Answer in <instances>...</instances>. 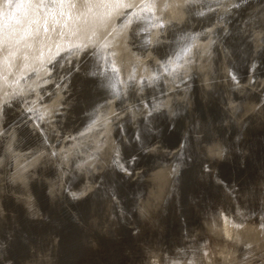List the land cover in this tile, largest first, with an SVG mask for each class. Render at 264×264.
<instances>
[{"label": "bare ground", "instance_id": "1", "mask_svg": "<svg viewBox=\"0 0 264 264\" xmlns=\"http://www.w3.org/2000/svg\"><path fill=\"white\" fill-rule=\"evenodd\" d=\"M240 1L0 0V264H56L68 237L92 249L124 227L155 230L169 205L188 221L191 174L219 189L216 205L196 199L186 208L196 223L178 222L168 244L150 238L134 264H264V176L253 192L218 174L236 137L264 126V0L245 12ZM173 35L174 51L164 47ZM89 61L104 87L69 120L70 74ZM18 113L33 140L20 139ZM160 114L182 118L175 142ZM60 202L71 217H54ZM73 217L76 232L59 239ZM28 220L48 224L23 231Z\"/></svg>", "mask_w": 264, "mask_h": 264}, {"label": "rangeland", "instance_id": "2", "mask_svg": "<svg viewBox=\"0 0 264 264\" xmlns=\"http://www.w3.org/2000/svg\"><path fill=\"white\" fill-rule=\"evenodd\" d=\"M254 1L256 2L258 0H253L252 2L254 3ZM244 2H246V3H244ZM250 2H251V0H247V1L242 0L240 6H241V8L244 7L243 8L244 12H245V10H247L246 7H248L250 4H252ZM237 13L239 15L241 13V11H240V13L236 12V15H237ZM243 13H241L240 15H243ZM236 15L234 16V19H232L233 26L236 23V21L234 23V20H236V17L237 18L241 17V16H236ZM180 39H181V36H174L173 35V36L170 37V41L168 42V45L166 44L167 46L165 45L164 47H168L169 46V48H171L172 44H173L174 46L179 48L181 46ZM164 47H161L163 52L166 51V50H164L165 49ZM170 50L174 51L176 49L173 48V49H170ZM260 60H261V63L264 64L263 55L260 56ZM88 63H89V65L86 64V66H84V68H81V70L73 71V73L70 74V78H71L70 93H71L72 96L75 97V99H74V102L71 105V111L74 112V113L72 115H70V117H69L70 119L69 120H71V118H72V120H75V119L79 118L81 116V114L83 113V110H84V107H85L84 105L86 103H91V101L95 100L97 98V96H98V92H99L98 90L103 88L104 84H105L98 77H96V73H95L94 69H89L88 68L89 70H87V71L85 70L86 67H90L91 65H93L92 61L91 62L89 61ZM262 64H260V66ZM88 71H90V73L87 74ZM77 78L78 79L80 78V79L78 80ZM88 89H89V92H88ZM77 108H79V109H77ZM75 109H76V111H75ZM21 116H22L21 113H18V115L12 117V119L10 121L11 122H16L17 121V123H15V124L18 126L20 139H22L23 142H27V141L33 140L34 137L31 135L29 129L26 127V124H25L26 120L23 119ZM159 117H160V119H159ZM162 117H163V119H162ZM171 119L172 118L166 119L165 116L160 114V116H158V119H157V121L159 120L157 122L158 125H159L158 128H160V127L163 128V130L167 131L168 134L178 131L179 127L181 128V126H182L181 124H183V121L181 122L182 118H180V116H176L174 119H172V120ZM180 122H181V124H180ZM143 129L145 130L144 132L147 131L146 127L145 128L143 127ZM232 130L233 129L231 128V131ZM253 130H254V128H253ZM253 130H252V128L248 130V133L252 132L251 134L249 133L250 135L249 134L245 135V136H242L244 134H241V136L239 135L240 138L245 139V140H242L239 137H236L237 140H235V141L237 143L234 142V144H235V146L233 147L234 151L232 150V153L235 154V155H233V156L231 155V157L228 160H226V161L223 160V162L218 167V174H219L220 178L222 179V181H226V182L229 181L230 183H233V182L235 183L236 182L235 184H236L237 188H241L244 191L245 190H247V191L248 190H254L253 192H255V191L258 190V187H259L258 180L261 179L264 176V126L260 127L259 129H256L255 131H253ZM247 136H249V137H247ZM243 137H245V138H243ZM145 138H144V140H145ZM171 140L172 139L169 138V141H171ZM141 151L142 150H140V149L139 150H135V148H132L129 151V154H131V157H133V156L135 157L136 156V160H137L138 159V154L137 153H140ZM134 153L136 155H134ZM242 154H245V155H242ZM209 181H210V179L207 181V183H206V181L204 182L205 186L204 185L201 186L200 184H198L196 182V180L193 178V176L191 174V182H192V184H191V182H189V186L191 185V187L188 188L187 191H189V193L191 191H193L194 193L191 192L190 195H189L188 192L187 193L184 192V195L182 196L183 197L182 198V203H183V206H184L183 211H184V213L186 212L185 215H184L185 216L184 218H187L188 215H189V217H191L190 216L191 214H190V212H188L187 209H191L192 208L191 210L195 211V208H196L197 205H202V208L204 209L203 205L208 203L209 201H210L209 203H212L211 205H216L215 203L217 202V200H219L218 198L220 197V195H217L219 193H216V192H219V189L215 186L216 190L214 188V191L213 190L210 191L211 185L209 183H211V181L210 182ZM209 185H210V187H209ZM213 187H214V185H213ZM202 191H204V193ZM212 192L213 193L215 192L216 194L215 193L213 194ZM202 194H203V196H202ZM214 195H216L215 196L216 199H215ZM6 197H7V195H6ZM196 199H198V200H196ZM195 200L197 202H195L193 204H197V205H191L192 202H194ZM185 201L188 202V203H186ZM8 202L10 204L8 203V205H7V202H6L5 205L8 207V209H10L9 207L11 205L12 209H10V210H12L14 212L15 211L18 212V215H17V213L15 214L14 212L11 211V213H14V215H17L16 218L18 219V217L20 215V212L17 209L18 207L14 205L15 206V208H14L13 204H12L13 202H10V201H8ZM198 202H199V204H198ZM41 203L42 204H46V200L42 196H41ZM188 204H190V206ZM193 206H194V208H193ZM13 208L15 210H13ZM53 208H54L53 214H56L55 216L54 215L53 216L54 217L57 216V218H58V216H59L58 214H60L59 217H61L62 219L64 218V216H61V214L65 213V212L68 213L67 211H64V210L65 209L66 210L67 209L70 210L69 207L65 208L64 205H62L61 203L53 205ZM55 208H57V209H55ZM168 208H169V210H170V208L172 209V211L171 212L169 211V213L166 210ZM174 208L175 207H173L171 205L166 207V209H165V211H164V213L162 215H166V213H167V215L166 216H161V218H163L166 221H164L163 219L160 218L161 221H159V223H162L163 221L164 222H163V224H161L162 226L159 224L160 227H157V228L158 229H162V227H163L164 230H165V232L163 230L164 234L161 233V230H158L157 228H155V230H154V228H153L150 231H146L147 230L146 229L145 230L146 232H144V231L141 232L142 235L140 233L139 234L140 236L139 235L136 236V235L133 234L134 232H132V229L129 230L128 228L124 227L126 229L123 228L121 230V232H119L118 234H115L113 236L111 235V236L103 237L106 240H104L102 237H101V240H100V237H99V242H98V240H96V244L97 243H99V244L95 245V246H97L95 249H94L95 246L92 249L91 248H86L84 244L79 245L78 242H75L72 238H70V237L66 238V235H68V234H70L72 232L74 234L76 232V230H74L75 228H73V227L74 226L76 227V225L79 224V221L75 220L74 217L71 218V219L68 218L67 219V221L69 220L68 222H66V220H65V224H67V225L66 226L63 225L61 227V231L59 230V234H60L59 235V239H63V238L65 239L66 238L67 239L66 240L67 244L65 243L66 244L65 246L67 247L70 244V246H72V247L71 248H66L65 247L66 250L64 249V252H62L61 257L58 260V262H56V264H134L135 261H138L141 258H142V260H144L143 256H142V254H144V253L141 251L142 247H141V249H139L140 248L139 246H142L143 244L145 245L146 244L145 242H147V240H148V243H150L151 242L150 238H152V240H153L154 238L157 237L159 239H155V240H161V242L165 241V244L171 243V242H173V239L175 240L179 236L178 233L180 232V230H179V227H178L179 226L178 222H182L183 221V224H184L185 221L187 223L189 221V223H188L189 225H190V222H195V221H193V220L196 219L194 217L195 215H192V217H194V218H192V220H191V218L189 219V217H188V221H187V219H184V218L183 219L185 221L184 220H181V221L179 220L178 221V218L175 216V209ZM61 210L64 211V212L61 213ZM73 210H74V208H73ZM73 210L71 209L70 211L73 212ZM213 211H215V210L213 209ZM66 213L63 214V215H68L67 217H71L69 215V213L68 214H66ZM172 213L174 214V216H173ZM168 214H171V215L169 216ZM165 217H167L168 219L165 218ZM174 217H176L177 219L174 218ZM22 218H23L22 216L19 217L18 221L20 222L22 220ZM25 220L27 221V219H25ZM25 220L23 219V221H21V224L26 222ZM18 221L16 223L20 224V223H18ZM30 221H32V220H30ZM35 221L36 220H34L33 222H35ZM36 222L38 224L40 223L38 221H36ZM186 222H185V225L187 224ZM27 223L29 224V225L27 224V227H26V223H25V225H21L20 224L18 226H20V228L25 226L26 228L25 227L21 228V229H23V231H25L24 229L28 230L27 229L28 227L31 228L30 225L33 226L32 228H35V226L37 225L36 228H35V231H36L37 228L39 230L40 226H43V227H41L43 229V228H45L44 225L48 224V223H46V224L45 223H40V224H43V225L39 226L37 223H35V224L30 223L29 220H28ZM189 225H186V227L188 226V228H189ZM16 226L17 225L15 224V227ZM18 229H19V227H18ZM21 229H19V230H21ZM125 230L127 232L129 230L132 233L131 232L130 233L129 232L126 233ZM175 230L176 231L178 230L177 231L178 233ZM35 231H34V233H36ZM174 232H175V234H173ZM176 233L178 235H176ZM32 235H33V232H32ZM174 235H176L175 238L172 237ZM118 236H120V237H118ZM134 236H136V237H134ZM138 236L139 237L142 236L140 240H139ZM20 237H21L20 235H17L14 238V239H16V241L13 239L14 240V243H13L14 246L17 245L16 242L18 243V241L22 238V237L21 238ZM171 238H173V239L171 240ZM167 240H168V243H167ZM101 241L104 242V243H100ZM136 241H137V244H135ZM128 249H130L131 252ZM127 251L130 252L131 254L128 253ZM18 258H20V257H18Z\"/></svg>", "mask_w": 264, "mask_h": 264}, {"label": "water", "instance_id": "3", "mask_svg": "<svg viewBox=\"0 0 264 264\" xmlns=\"http://www.w3.org/2000/svg\"><path fill=\"white\" fill-rule=\"evenodd\" d=\"M241 2H242V0L240 1V3H239V6H240V4H241ZM234 17H232L228 22H229V26H230V28L232 27V19H233ZM229 28V29H230ZM220 38H221V40H223L222 38V36H220ZM177 49V47L176 46H174L173 44H172V47L170 48V49ZM243 65H245V62H243V63H241V65H240V68L241 69H243ZM200 100H198V99H196V103L197 104H199V105H201L200 104V102H199ZM77 109H79V108H77ZM211 109H212V107H211ZM75 111H76V109H75ZM182 112V111H181ZM159 129V132L161 133V135L162 136H164L166 139H168L169 140V138H171L172 139V141L171 142H175L176 141V139L178 140L179 139V137H180V131L178 132V131H176V132H173V133H169L168 134V132L166 131L165 132V130H163V128H158ZM181 129V128H180ZM179 129V130H180ZM147 133V132H146ZM149 133V132H148ZM147 133V134H148ZM147 136H149V134L147 135ZM151 136H153V134H151ZM7 201H11L9 198H8V196L7 197H4V203L5 202H7ZM60 203H62V202H60ZM63 204V203H62ZM64 205V204H63Z\"/></svg>", "mask_w": 264, "mask_h": 264}, {"label": "snow or ice", "instance_id": "4", "mask_svg": "<svg viewBox=\"0 0 264 264\" xmlns=\"http://www.w3.org/2000/svg\"><path fill=\"white\" fill-rule=\"evenodd\" d=\"M16 7H17V8H20V7H23V5H19V4H18V5H16ZM18 22H19V21H18Z\"/></svg>", "mask_w": 264, "mask_h": 264}]
</instances>
